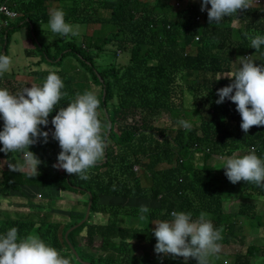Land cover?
Instances as JSON below:
<instances>
[{
    "label": "trees",
    "instance_id": "16d2710c",
    "mask_svg": "<svg viewBox=\"0 0 264 264\" xmlns=\"http://www.w3.org/2000/svg\"><path fill=\"white\" fill-rule=\"evenodd\" d=\"M53 1L63 9L69 20L67 23L79 24L83 32L76 38L69 37L63 47H59L60 54L54 57L46 54L40 60L51 65L60 64L67 55L76 69L86 71V76L76 81L75 76L73 79L68 75L61 76L65 85L62 91L67 96L62 97L50 113L48 125H41L40 129L48 131V140L56 142L51 135L54 132L51 120L61 107H67L77 95L85 92L75 93L74 89L81 85L87 86L86 91L98 88L95 94L100 100L99 109L105 115L106 149L100 164L89 170L87 180L77 175L66 177L65 171H44L37 177L10 175V186L15 191L26 181H31L32 186L38 184L54 187L57 192L84 194L87 198L85 208L91 199L89 216L68 234L67 239L64 238L66 230L79 219L71 224L54 222L51 229L46 227V223L53 221L51 213L43 215V221L38 225L41 233L35 235L69 258L71 264L85 261L89 264H185L183 257L169 255L161 260L163 254L155 253L157 241L152 231L153 223L171 220L172 211L190 212L194 220L203 212L215 228H222L220 246L246 245L244 254L232 255V262L225 260L224 263L217 255L212 257L210 264H251L256 259H264V239L258 244L259 240L252 235V240L246 244V236L236 223L241 218L249 231L257 226L264 236V187L243 181L232 184L222 168L226 158L253 150L264 159V126H253L245 135L240 128L241 116L236 105L227 99L222 104L215 103L219 99L217 89L231 83L223 74L233 72V62L248 57L256 64L264 63V45L256 51L250 47L245 35L264 36V1L261 5L251 3L238 15L212 25L208 23L207 12L200 10L202 0ZM35 3L38 16L30 15ZM181 3L184 6L178 9L176 6ZM44 5L45 0H32L29 3L17 1L10 7L27 14L29 23H37L46 12ZM200 14L202 20L198 21ZM234 21L240 24L238 28L231 27ZM88 25L99 29L92 35L86 34L84 28ZM32 33L37 35L36 43L33 41L32 44L46 51L37 26L30 35ZM8 38L5 33L6 42ZM6 46L7 43L4 44L5 54L9 56ZM103 50L113 55L121 52L127 57V63L117 70L96 66L94 58ZM25 56L36 58L27 49ZM35 65L39 67L38 63ZM49 68L52 71L54 67ZM41 73L32 71L31 75L45 79L49 74L46 69ZM219 76L221 78L217 80ZM163 114L167 115L169 125L163 122L156 125L158 119L155 118ZM180 120L188 121L190 129L180 126ZM44 146L43 142L33 145L42 153L43 159ZM216 156L224 158L223 163L217 161L210 166ZM57 157L52 156L49 160L56 162ZM139 171L150 182L146 188L141 187ZM9 193L2 175L0 198L9 197ZM22 196L27 197L23 192ZM100 196L114 197L122 203H100ZM133 200L150 209L145 214L146 220L139 219L141 205H132ZM227 200L234 201L229 210L222 206ZM256 202L263 204L262 211L259 212ZM30 203L39 207L33 200ZM22 214L37 213H16ZM95 215L104 218V222L89 224ZM82 216L84 218L85 214ZM132 219L137 220L135 225L130 223ZM1 224L0 234H4L9 226L5 227L4 220ZM9 225L16 227L19 236L23 237L24 224L13 217L9 219ZM84 230L85 248H80L75 256L69 243L79 241L73 240L71 235H79ZM96 239L100 244L94 253L90 251L93 254L90 255L89 250ZM136 245L145 246L141 254L135 251ZM187 264H197V261L189 258Z\"/></svg>",
    "mask_w": 264,
    "mask_h": 264
},
{
    "label": "clouds",
    "instance_id": "9594fccd",
    "mask_svg": "<svg viewBox=\"0 0 264 264\" xmlns=\"http://www.w3.org/2000/svg\"><path fill=\"white\" fill-rule=\"evenodd\" d=\"M250 3L251 0H202L200 10L207 11L208 23L212 25L221 23L226 17L238 15L240 11L248 9ZM18 13L19 17L15 19L21 17L22 13ZM48 14L46 10L42 17L48 22L37 26L40 35L45 34L49 28L54 36H80L81 26L67 23L63 10L56 9ZM26 24L29 26V21ZM245 35L250 41V47L256 51L264 45V36ZM35 37L37 35L34 34ZM26 39L31 40L29 37ZM12 67L11 57L0 53V76L9 72ZM223 76L229 78L231 83L217 89L219 99L215 103L222 104L227 99L236 105L241 116L240 128L245 135L253 126H264V63L256 64L248 57H242L239 69ZM220 78L221 76L217 80ZM64 87L61 77L52 71L42 86L25 87L15 94L0 88V117L3 119V123L0 122V152L11 157L22 155L24 163L21 167L28 171L29 177L40 174L37 169L41 164L40 159H43L42 153L33 145L48 142L49 132L41 131L40 126L48 125L50 113L62 97L67 96L62 91ZM99 106L97 95L93 91H85L77 95L67 107H61L52 118L54 132L51 135L58 141L61 149L54 168L77 175L82 180L90 178L89 170L103 158L105 151V138L102 135L104 125L100 119ZM178 124L186 130L191 127L186 120H180ZM33 151L37 152V156ZM3 161L5 169L18 170L9 160ZM222 168L232 184L243 181L264 187V159L258 157L254 150L242 156L226 158ZM149 211L146 205H141L139 219L146 220L145 214ZM170 215L171 220L161 221L152 229L157 241L155 253L158 256L163 254L161 260L171 255L172 258L183 257L185 264L189 258L195 259L197 264H210V258L220 252L218 241L222 239V228H215L203 212L195 220L190 212L172 211ZM2 220L0 215L1 227ZM0 264H71V260L46 244L39 236L28 234L21 237L18 229L12 227L0 234Z\"/></svg>",
    "mask_w": 264,
    "mask_h": 264
},
{
    "label": "rangeland",
    "instance_id": "374dc122",
    "mask_svg": "<svg viewBox=\"0 0 264 264\" xmlns=\"http://www.w3.org/2000/svg\"><path fill=\"white\" fill-rule=\"evenodd\" d=\"M17 1H23L24 3L32 2V0H10L11 2L10 5H12L13 3ZM189 1H194V0H189ZM263 1L256 3L251 0V3L255 5H261ZM46 3H48V0L45 1V4ZM183 6H184V3H181L176 7L180 9ZM50 7L54 9V5L50 4ZM208 7H211V5L209 4ZM39 14L40 13L37 9V4L35 3V7L30 11V15L38 16ZM199 20L200 21L202 20L201 14L199 16ZM26 21H29L28 15L22 13L20 18L10 19L9 27L5 29V33L6 35L9 36V38H8V42H6L3 38V45L7 43L6 48H8L10 52L9 57H11L13 61V67L11 69L16 68V71L15 72L9 71L5 73L4 75L0 76V88L7 89L10 93L15 94L23 90L25 87H31V86H37V85L40 86L39 84L43 83L45 79L41 80V77H34L31 75L32 70L38 71V74H43L41 73V70H42L41 67L34 68L32 66L37 63L39 65H45L46 72L50 73L52 71H55L56 74L59 75L60 77L68 75L72 79L75 76L74 78L75 81L83 80L84 77L86 76V71L84 69H78V68L76 69L72 59H70L67 55L64 56L63 61L60 64H58L57 62L54 64V68L52 69V71H50V68H49V65H51L52 63H49V64L42 63V61L40 60L46 54L52 57H54L57 54H60L61 52L60 48L63 47V45L69 40V37H62L59 35L54 36V34H52L51 31L49 30V28H47L49 31L47 30L45 34L41 33V35L39 32V37L44 40L43 42L47 48L46 51H48V53L45 50L41 51L42 48L38 49L36 46L34 47L32 44H25V40L27 37H29L31 40L34 41V43H36V40L34 39V34L30 35L31 29H33L36 26H40V24L42 23L48 22V20L46 18H42L40 21H37V23L31 22L29 26H27ZM239 26L240 24L237 21H234L231 24V27L233 28H238ZM81 29H82L81 30V33H82L83 28ZM98 29H99L98 26L88 25L86 28H84V33L92 35V33L94 31H97ZM104 32L108 33V30L105 29ZM26 48L29 49L28 51L34 53L36 55V58L27 59L25 56ZM59 58L60 57L57 58V61ZM126 63H127V57L121 52H117L115 55H113V54H106V51L103 50L101 52H97V55L94 58V64L96 66L112 67L114 68V70L122 68L123 65ZM239 65H240V61L233 62V65L231 68L232 71L236 72ZM20 74L21 76H23V74L31 75L33 78H27V83L25 81H19L16 83L14 80ZM86 89H87V86L81 85L79 87H76L74 89V92L78 93V91H86ZM92 91L96 93L98 92V88H94L92 89ZM98 111L101 113L100 119L102 121V124L104 125V127L102 128V135H103L106 129L105 115H104L103 110L98 109ZM155 119L156 120L158 119L157 121L155 120L156 125H159V122H163L164 124L167 123L169 125V122L167 121V115L165 114ZM0 122L3 123L2 117H0ZM58 148H60L58 141L52 142L48 140V142L45 144L43 148L45 159L39 158L41 160V164L38 166V169H37L38 172L40 173L38 176H41L44 173V171L48 173H51V172L61 173L64 171L62 169H57L53 167V165L56 164L57 161L54 162V161L49 160L52 156H56V157L58 156L60 152ZM105 149H106V146H105ZM33 153H35L37 156L36 151H33ZM223 159L224 158H220L219 156H216L213 160L210 161L209 165L214 166L217 163V161H220L219 163L221 164L223 163ZM12 160L15 162L16 168L18 169L17 171L19 172L17 173V171H15L16 174H19L20 176L21 174H26V175L29 174L26 169H23L21 167L24 163L22 155L14 156L12 157ZM97 164H100V161ZM138 176L140 177V180H141L140 184L142 188H146L150 185V182L148 181V179L144 178L141 175L140 171L138 172ZM27 183L29 184L31 183V181H28ZM35 187H37L40 191ZM31 189L32 191L26 192L27 197L22 196V191H17L15 194L10 193L9 197H6V198L10 199L13 202L11 204L9 203V201L0 198V210H3L9 214L12 212L13 209L17 210L19 213H37V214H22V215L15 214L12 216L16 220H18L20 223L24 224L23 233H22L23 236H25L26 233L28 234L41 233L38 229V225L43 221V215L48 216L51 212H52L53 221L46 223V227L51 228V229H52V223L54 222L71 224V223L76 222L79 219V221L77 222L78 224L83 219L82 215L85 214V210H86L84 201L87 200L84 194L81 195L79 193H70V192H66V193L58 192L57 193L54 187H41L38 184L31 186ZM58 191H60V189ZM39 195L42 196L41 199H39ZM28 199L33 200L35 204H39V207L28 205L27 203ZM251 200L254 201V199H251ZM99 202L104 203V204H118V203L121 204L122 203L117 198L105 197V196H100ZM131 204L132 205H146L144 203H139L138 200H133ZM233 205H234V201L227 200L223 202L222 206L225 210H229V208ZM256 205H257V209L259 210V212L263 210V204L261 202H256ZM7 213L2 214V219L4 220L5 227L9 226V219L11 218V216ZM80 216H82L81 219L79 218ZM45 219L47 220L48 217H46ZM101 222H104V218H102L101 216L95 215L92 217L89 224H96V223H101ZM119 222H120V225H122V222L121 221ZM130 223L135 225L137 223V220L132 219ZM236 223H237L238 228L241 230V233L246 236V239H245L246 244L250 240H252V237H251L252 235H254V237L259 240L258 244H261V241L262 239H264V236L260 229H256L257 226H253L251 230L249 231L246 227L245 222L241 218H238ZM155 224L157 223H153L154 226ZM85 235H86V230L82 231L79 235H77V233H74L73 235H71V238H73V240L79 241V243H74L72 241L73 243L72 249L74 252H78L80 248L82 247L85 248V243L87 242L85 239ZM99 244H100L99 240L96 239L94 242V245L91 246L90 250L89 248H87V250H89L90 255H93L92 253L96 251V247L99 246ZM137 246L138 245L135 246V251H137V254H141V251L145 248V246L144 245H142V247H137ZM245 248H246V245L243 246L239 244L231 245V246H220V252L218 253L219 260H221L222 262H225V260H227L226 262L230 263L233 260L232 255H234L235 253H239V252H241V254H244ZM210 260H213V258L211 257ZM251 264H264V259H261V260L256 259Z\"/></svg>",
    "mask_w": 264,
    "mask_h": 264
},
{
    "label": "crops",
    "instance_id": "0c3cea01",
    "mask_svg": "<svg viewBox=\"0 0 264 264\" xmlns=\"http://www.w3.org/2000/svg\"><path fill=\"white\" fill-rule=\"evenodd\" d=\"M46 1V0H45ZM50 4L51 5H54V9L53 8H51L50 7ZM45 8H46V10L49 12V14L48 15H50L51 14V12L52 11H54V10H56V9H60V10H63L61 7H60V5H59V3H57V2H54L53 0H48V3H46L45 5ZM64 12V11H63ZM65 18V21L66 22H68L69 20H67L66 19V16L64 17ZM43 40V39H42ZM44 41V40H43ZM32 42L33 41H31V40H28V39H26L25 40V44H32ZM34 47H35V45H34V43L32 44ZM27 49V48H26ZM25 49V50H26ZM27 50H29V49H27ZM34 68L35 67H37V65H32ZM39 67H41L42 69H45L46 67H45V65H39ZM49 67H54V65H49ZM10 71H16V68H13V69H11ZM33 71V70H32ZM31 71V72H32ZM27 78H33L31 75H25V74H23V76H21V74L19 75V76H17L16 78H15V82L17 83V82H19V81H25L26 83H27ZM42 80V79H41ZM38 86V85H37ZM4 159H7V160H9L10 162H11V164H12V166H14V167H16V164H15V162L12 160V157L9 155V154H5V153H2V152H0V177L3 175L4 176V181H5V183H6V187L10 190V193H13V194H15L17 191H15V190H13L12 188H11V186H10V179H11V176L10 175H15L16 173H15V171H12V170H7V169H5L4 167H3V160ZM17 171V170H16ZM8 172H10V174L8 173ZM17 173H19L18 171H17ZM28 176V175H27ZM29 177V176H28ZM31 184H28L27 183V181H26V183L21 187V189L20 190H18V191H22L23 193H25L26 194V192H28V191H32V189H31ZM35 188H37V187H35ZM10 193H9V195H10ZM41 196V195H40ZM24 197V196H23ZM42 197V196H41ZM41 197H39V199H41ZM2 199H5V200H7V201H9V203L11 204V203H13L10 199H8V198H2ZM50 202V201H49ZM27 203H28V205H31V206H33L31 203H30V199H28V201H27ZM16 213H18V211L17 210H15V209H13L12 210V212L10 213V216H11V219L13 218L12 216L13 215H15ZM51 214H52V212H51ZM11 227H10V225H9V228L8 229H10Z\"/></svg>",
    "mask_w": 264,
    "mask_h": 264
},
{
    "label": "built area",
    "instance_id": "2783aa9c",
    "mask_svg": "<svg viewBox=\"0 0 264 264\" xmlns=\"http://www.w3.org/2000/svg\"><path fill=\"white\" fill-rule=\"evenodd\" d=\"M253 2L259 3L263 0H252ZM10 0H0V53H3L4 45L3 38L5 34V29L9 27V20L19 17V13L15 12L10 7ZM199 18L197 17V20ZM195 40H198V37H195ZM136 170V168H134ZM39 197H41L39 195ZM225 263V262H224Z\"/></svg>",
    "mask_w": 264,
    "mask_h": 264
},
{
    "label": "water",
    "instance_id": "95a60500",
    "mask_svg": "<svg viewBox=\"0 0 264 264\" xmlns=\"http://www.w3.org/2000/svg\"><path fill=\"white\" fill-rule=\"evenodd\" d=\"M3 54H5V50H3ZM70 174L67 173V177L69 176ZM90 205H91V199H89L88 201V204H87V207H86V211H85V216L84 218L76 225L74 226H71L68 230H66L65 234H64V238L67 239V236L68 234L74 230L78 225H81L86 219L87 217L89 216V210H90ZM69 247H70V251L72 254H74L75 256L77 255L76 252L73 251L72 249V245L69 243ZM77 259V258H76ZM78 260V259H77ZM83 264H89V263H86V262H82Z\"/></svg>",
    "mask_w": 264,
    "mask_h": 264
}]
</instances>
